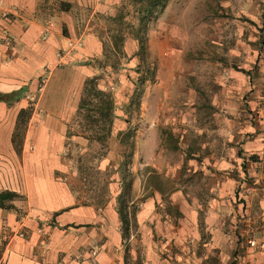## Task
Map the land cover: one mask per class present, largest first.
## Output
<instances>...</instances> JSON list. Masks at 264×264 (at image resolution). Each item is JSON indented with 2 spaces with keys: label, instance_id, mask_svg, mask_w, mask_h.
Listing matches in <instances>:
<instances>
[{
  "label": "rangeland",
  "instance_id": "rangeland-1",
  "mask_svg": "<svg viewBox=\"0 0 264 264\" xmlns=\"http://www.w3.org/2000/svg\"><path fill=\"white\" fill-rule=\"evenodd\" d=\"M110 8L93 25L103 50L90 78L126 127L109 159L110 137L85 131L86 116L98 113L79 110L73 128L87 144L70 154L76 189L101 205L124 194L123 264H236L257 247L251 229L264 228L255 198L264 193V0H115Z\"/></svg>",
  "mask_w": 264,
  "mask_h": 264
},
{
  "label": "crops",
  "instance_id": "crops-1",
  "mask_svg": "<svg viewBox=\"0 0 264 264\" xmlns=\"http://www.w3.org/2000/svg\"><path fill=\"white\" fill-rule=\"evenodd\" d=\"M113 1L0 0V191L18 194L12 207H0V264H123L118 194L92 203L76 189L70 158L76 144H87L73 123L93 58L102 55L93 25ZM79 37V51L66 52L67 39ZM125 127L115 114L107 158L116 157ZM255 198L264 211V193ZM153 204L148 196L144 209ZM251 230L257 247L236 264H264V228Z\"/></svg>",
  "mask_w": 264,
  "mask_h": 264
},
{
  "label": "trees",
  "instance_id": "trees-1",
  "mask_svg": "<svg viewBox=\"0 0 264 264\" xmlns=\"http://www.w3.org/2000/svg\"><path fill=\"white\" fill-rule=\"evenodd\" d=\"M158 2L164 3L167 0H157ZM94 78H87L84 87H83V93L79 101V109H89L93 110L96 113H98V118L92 119V115H87L86 117L89 118L90 125L86 127L85 131H90V134L87 137L91 140H96L99 142L105 141L108 136H110V127L112 124V99L109 96H104L102 91L97 90L93 84ZM95 87V88H94ZM89 95L94 97L96 99L95 103L90 102L88 100ZM108 125V128L105 132V125ZM105 132V133H104ZM123 143H126L122 141ZM251 160L255 159V156L249 157ZM247 158L246 160H242L241 166L244 171V174H246V167L245 163L249 160ZM126 190L129 188V183L126 184ZM125 187V186H124ZM18 197V194L12 191H0V207L2 208H10L12 207L11 204H8L11 200ZM117 202H118V210L117 213L119 215V219L122 226V241L129 237V218L127 215V212L125 210L124 205V194L120 192L117 196Z\"/></svg>",
  "mask_w": 264,
  "mask_h": 264
},
{
  "label": "built area",
  "instance_id": "built-area-1",
  "mask_svg": "<svg viewBox=\"0 0 264 264\" xmlns=\"http://www.w3.org/2000/svg\"><path fill=\"white\" fill-rule=\"evenodd\" d=\"M82 46V38H75V39H67L66 41V46H65V51L69 53H73L77 51L80 47ZM8 236V234H7ZM90 255L94 257L95 252L92 250L90 251ZM93 257L89 258L92 259Z\"/></svg>",
  "mask_w": 264,
  "mask_h": 264
}]
</instances>
